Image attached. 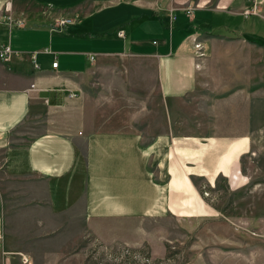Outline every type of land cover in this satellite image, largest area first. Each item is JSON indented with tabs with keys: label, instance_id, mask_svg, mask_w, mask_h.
<instances>
[{
	"label": "crops",
	"instance_id": "crops-1",
	"mask_svg": "<svg viewBox=\"0 0 264 264\" xmlns=\"http://www.w3.org/2000/svg\"><path fill=\"white\" fill-rule=\"evenodd\" d=\"M247 1L0 0V46L14 53L0 61V144L14 141L29 120L43 127L28 144L6 149L22 158L13 176H26L27 202L8 216L0 191V264H23L20 254L30 264H82L88 237L109 247L147 245L160 257L165 218L207 216L203 183L219 176L237 182L251 138L181 136L172 121L199 90L208 40L224 37L212 32L258 31L255 15H243ZM63 18L71 23L56 26ZM112 58L157 63L169 129L145 141L92 127L100 113L93 70ZM89 84L98 103L90 113L81 102Z\"/></svg>",
	"mask_w": 264,
	"mask_h": 264
},
{
	"label": "rangeland",
	"instance_id": "rangeland-1",
	"mask_svg": "<svg viewBox=\"0 0 264 264\" xmlns=\"http://www.w3.org/2000/svg\"><path fill=\"white\" fill-rule=\"evenodd\" d=\"M247 2V7H257L252 19L258 31L212 32L224 37L208 40L198 65L199 90L180 104L172 121L181 136H249L251 146L241 159L237 182L219 176L211 186L203 183V197L211 205L206 217L179 223L165 218L164 255L153 256L147 245L106 247L88 237L79 248L82 264H264L257 262L264 257V0ZM92 77L100 81L93 96L100 109L97 118L91 113L93 128L134 132L145 141L169 129L155 61L107 59ZM84 94L81 102L93 112L98 103L92 104L90 84ZM42 130L38 121L29 120L8 145H26ZM8 145L0 144V191L9 216L27 202V179L13 176L15 169L23 170L22 158L6 155ZM236 257L243 261L235 262Z\"/></svg>",
	"mask_w": 264,
	"mask_h": 264
},
{
	"label": "built area",
	"instance_id": "built-area-1",
	"mask_svg": "<svg viewBox=\"0 0 264 264\" xmlns=\"http://www.w3.org/2000/svg\"><path fill=\"white\" fill-rule=\"evenodd\" d=\"M256 13H257V7L256 6H255V8L254 7H251V8L247 7L243 11V15L245 17L251 16V15H255ZM8 20L10 22H12L11 19H8ZM70 23H71L70 19L63 18V19H58L56 21L55 25L56 26H63V25L70 24ZM196 47L199 48L200 44H197ZM13 54L14 53H13V51H12V49H11V47L9 45L0 46V61H8V60H10L11 57L13 56ZM57 66H58V62L57 61L52 63V67L53 68H57ZM1 239H2V233L0 232V240ZM106 247H109V246H106ZM20 258H21V261H22L23 264H30V259L26 255L20 254Z\"/></svg>",
	"mask_w": 264,
	"mask_h": 264
}]
</instances>
